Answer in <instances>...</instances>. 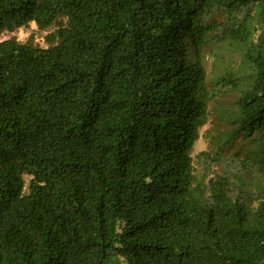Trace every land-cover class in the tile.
Here are the masks:
<instances>
[{"label":"trees","instance_id":"16d2710c","mask_svg":"<svg viewBox=\"0 0 264 264\" xmlns=\"http://www.w3.org/2000/svg\"><path fill=\"white\" fill-rule=\"evenodd\" d=\"M31 21L45 46L0 40V264H264V0H0Z\"/></svg>","mask_w":264,"mask_h":264},{"label":"rangeland","instance_id":"374dc122","mask_svg":"<svg viewBox=\"0 0 264 264\" xmlns=\"http://www.w3.org/2000/svg\"><path fill=\"white\" fill-rule=\"evenodd\" d=\"M56 26L53 25L47 29H39L34 21L29 22L25 26H21L15 28L13 31H3L0 33V40L5 38L14 37L16 40L21 42H29L34 45L45 46L44 36L47 32L53 30ZM207 77L210 80L212 76L211 68L212 61L210 58H207ZM208 88L210 89V84L208 83ZM235 98V94L233 92H228L225 88H218L214 94L210 97L208 103V114L206 118V122L199 127V137L195 141L192 147L191 155L193 157V165L196 169H200L199 159L197 158V154L205 150L208 145V138L206 137L205 131L211 127L216 125L218 121L217 113L219 111L216 110V107L224 106L225 104L231 105ZM213 168V167H212ZM209 174L211 171L209 170ZM29 176L24 175L25 184L27 185ZM25 185V190L27 191V186Z\"/></svg>","mask_w":264,"mask_h":264}]
</instances>
